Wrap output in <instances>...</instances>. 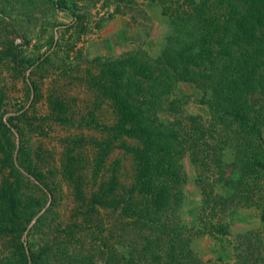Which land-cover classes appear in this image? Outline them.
<instances>
[{"label": "rangeland", "instance_id": "1", "mask_svg": "<svg viewBox=\"0 0 264 264\" xmlns=\"http://www.w3.org/2000/svg\"><path fill=\"white\" fill-rule=\"evenodd\" d=\"M144 153L170 196L127 247ZM168 256L264 264V0H0V264Z\"/></svg>", "mask_w": 264, "mask_h": 264}, {"label": "trees", "instance_id": "2", "mask_svg": "<svg viewBox=\"0 0 264 264\" xmlns=\"http://www.w3.org/2000/svg\"><path fill=\"white\" fill-rule=\"evenodd\" d=\"M19 51L20 50L17 47L11 45L8 50L3 53V55L9 58L13 63H18L20 56ZM170 53L172 56L179 54L178 52L171 51L168 45L164 49L162 55H166L168 57ZM170 61L173 64L174 61ZM131 82L132 81H128L127 86ZM134 91L138 93V87ZM131 93H133L132 90L130 88H126L124 95L122 96L123 98H121L123 104L121 130H124L126 133H130L131 130H138L140 134H145L148 137V140H150L151 136L153 135L152 130L148 129V127H143V117L139 116L137 112H134L136 107L131 103ZM147 119H149V124L151 125L156 123V118L153 115ZM152 145L153 142L149 141L148 146ZM140 161L141 164L138 165L139 171L135 181V186L129 192L127 200L128 214L126 216V224L128 229L125 238V241L128 242L127 247L134 245L135 241L138 242V244L141 242H151L149 237L142 233V230H145L149 227V225L154 223L155 219L153 218V215L161 213L168 206V200L170 196L167 186L161 185L160 182H154L152 172L156 173L158 166L153 167V164H155L153 155L148 156V154H145V156ZM168 257L169 258L164 260V262H161V257H157V259H159L158 264H173L172 257ZM132 260V251H130L127 261L131 262Z\"/></svg>", "mask_w": 264, "mask_h": 264}]
</instances>
